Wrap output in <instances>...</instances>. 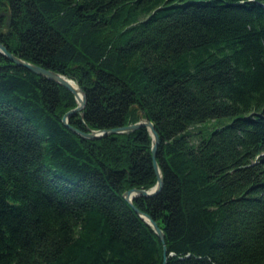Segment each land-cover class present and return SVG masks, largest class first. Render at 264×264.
<instances>
[{"label": "trees", "instance_id": "obj_1", "mask_svg": "<svg viewBox=\"0 0 264 264\" xmlns=\"http://www.w3.org/2000/svg\"><path fill=\"white\" fill-rule=\"evenodd\" d=\"M0 43L82 89L72 127L153 124L132 204L165 264H264V0H0ZM74 106L0 55V264H161L121 196L147 130L80 138Z\"/></svg>", "mask_w": 264, "mask_h": 264}, {"label": "water", "instance_id": "obj_2", "mask_svg": "<svg viewBox=\"0 0 264 264\" xmlns=\"http://www.w3.org/2000/svg\"><path fill=\"white\" fill-rule=\"evenodd\" d=\"M6 25H8V21L6 22ZM0 55L6 59L7 61L13 63L14 65L24 67L26 70L37 74L41 77L46 78L47 80L53 81L59 86L65 88L68 90L75 101V106L66 112H64L60 118L61 123L67 127L72 133L76 134L80 138H86V139H98L101 137H104L108 134H114V133H123L127 131H132L135 129H138L140 127H144L150 138H151V146H150V157H151V165L152 170L155 176V183L148 189L143 188H129L122 192L121 196L122 198L127 202V204L132 208V210L143 220L145 223H147L155 235L158 237L160 242L162 243V262L161 264H165V248L163 245V233L162 231L157 227L155 222L149 218L145 213L139 211L133 204L132 199L136 196H143V197H151L159 192L162 180H161V173L159 170V167L155 160V153H156V147L158 144V136L157 133L154 130L153 124L143 116L141 110H137V120L133 123H129L124 126H118L114 128L109 129H101V130H90L88 127L85 128V130H80L77 128L72 127L67 122V119L78 112L79 118H82V107L85 103V96L82 89L72 80L66 78L62 74H59L57 72H54L49 69H45L41 66H38L36 64L30 63L28 61L22 60L21 58L15 56L12 52L8 51L4 45L0 43ZM77 93L80 94V98L77 99Z\"/></svg>", "mask_w": 264, "mask_h": 264}, {"label": "rangeland", "instance_id": "obj_3", "mask_svg": "<svg viewBox=\"0 0 264 264\" xmlns=\"http://www.w3.org/2000/svg\"><path fill=\"white\" fill-rule=\"evenodd\" d=\"M231 118H232L231 116H223V117H217L207 120L206 127L207 128L219 127L225 123H228Z\"/></svg>", "mask_w": 264, "mask_h": 264}, {"label": "bare ground", "instance_id": "obj_4", "mask_svg": "<svg viewBox=\"0 0 264 264\" xmlns=\"http://www.w3.org/2000/svg\"><path fill=\"white\" fill-rule=\"evenodd\" d=\"M78 95H77V99H79L80 98V94L79 93H77Z\"/></svg>", "mask_w": 264, "mask_h": 264}]
</instances>
